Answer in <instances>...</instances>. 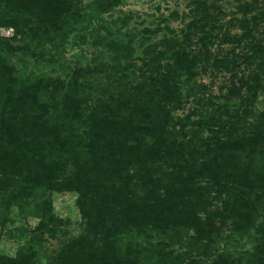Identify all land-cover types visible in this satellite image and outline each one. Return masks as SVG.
Returning a JSON list of instances; mask_svg holds the SVG:
<instances>
[{"label": "trees", "instance_id": "1", "mask_svg": "<svg viewBox=\"0 0 264 264\" xmlns=\"http://www.w3.org/2000/svg\"><path fill=\"white\" fill-rule=\"evenodd\" d=\"M0 1H4L0 27L11 28L14 34L29 28L41 37L39 31L48 34L46 29L56 28L61 17L63 26L91 17L90 13L80 15L72 0ZM260 1L264 0H253L251 9ZM111 2L93 0L94 18L114 6ZM237 2V11L246 17L248 8ZM189 5L193 8L183 16L190 21L182 43L190 44L198 32L200 45L204 40L206 46L229 42L213 34L222 27L203 31L206 24H215L223 16L215 4L191 0ZM237 22L244 33L232 42L236 46L247 42L251 55L242 60L261 71L264 35L255 39L252 30L257 23L264 24V13ZM110 36L100 38L96 46L105 47L114 72L121 59L128 60L121 75L137 70L139 81L130 90L122 86L117 99L98 102L90 109L82 98L87 84L80 80L92 69H74L66 88L29 74L19 81L2 55L14 48L0 42V235L4 232L18 244L13 255L0 253V264H36L42 230L53 236L58 227L49 201L54 191L76 193L84 220L82 234L64 245L56 264H196L189 257L195 249L206 250L212 234L220 231L218 221L230 222L242 234L253 228L257 244L246 256L250 264H264V107L260 112L252 110L258 91L264 95V79L256 72L251 80L241 78L236 89L228 90L230 100H247L251 107L213 109L208 141L199 139L198 146L180 142L187 123L170 116L182 103L174 79L179 73L187 75V83L194 78L197 55L180 47L177 40L164 38L144 48L145 56L136 68L129 59L132 41ZM208 53L205 49L206 60ZM233 53L234 49L213 66L228 71L237 57ZM203 105L214 107L211 100ZM196 113L197 109L191 115ZM212 191L227 194L223 209H208L210 201L217 199L209 200ZM10 208L38 219L36 228L31 233L22 228L5 231ZM153 234L161 240L149 241ZM140 235L145 236L143 243L134 239ZM175 245L185 250L168 253L167 248ZM239 262L218 257L212 264Z\"/></svg>", "mask_w": 264, "mask_h": 264}, {"label": "rangeland", "instance_id": "2", "mask_svg": "<svg viewBox=\"0 0 264 264\" xmlns=\"http://www.w3.org/2000/svg\"><path fill=\"white\" fill-rule=\"evenodd\" d=\"M92 1L72 0L80 15L90 13L92 18L85 17L77 23L70 21L68 26H63V18L61 17V22L56 28H53V30L46 29L48 34L41 29L39 31L43 34L41 37L29 32V28L19 29L14 34L13 29L0 27V42H8L14 48L13 52L4 51L2 55L12 67L13 75L19 78V81L29 74L36 78L52 80V83L60 82L62 87L66 88L69 84V76L74 69L90 68L92 72L89 73L88 77L80 80L81 83L87 84L82 98L87 101L86 105L90 109L95 107L98 102L103 103L105 100L117 99L122 91V86L130 90L139 81L137 70L134 73H132V69L126 70L123 73L126 77L121 75L122 67L127 65L128 60L121 59L115 66L117 71L112 70L111 57H108L105 47L96 46L95 44L100 38L107 37L108 33H111L110 37L116 41L127 42L131 40L133 51L129 59L135 64L136 68L140 67L141 60L145 56V47L151 44H159L164 38H168L177 40L180 47H186V51L197 55L194 60L196 63L194 78L187 83V75L179 73L180 75L175 76L174 79L181 94L182 103L180 108L170 113V116L175 122L187 123V128L183 132L184 137L179 138L180 142L185 141L187 143V141H191L193 145L198 146L199 139L208 141L210 138L208 126L211 123L208 119L213 115V109H219L218 107H223V105H226L230 110L238 107L240 109L251 107L250 102L247 100L244 102L240 99L230 100L227 96L228 90L236 89L241 78L251 80L256 72L260 74V78L264 79V75L261 74L264 72V59L259 60L261 71H258L255 65L250 66L242 60L243 57L251 55V51L247 48V42L236 46L232 41L235 36L244 33L241 24L237 21H242L244 18L258 17L259 12L264 13V1H260L258 6L252 10L250 5L253 0H241V3L248 8L246 17H244L237 11L238 0H208V3L215 4L218 7L217 9L222 11L223 16L217 18L215 24H206L203 31H209L214 26L222 27L220 31L213 32L218 37L229 39V42L222 46H206L205 40L200 45L196 40L200 36L199 32L191 37L190 44L181 42L183 34L187 31L186 25L190 21V17L183 19V16H188L193 8L189 5L191 0H112L113 3H111L114 6L103 10L105 12L96 16L98 19L94 18V10H90ZM3 2L0 1V13L3 11ZM216 11H213V13H216ZM35 26L31 27L34 28ZM97 31L98 35H95ZM151 32H154V34ZM261 33L264 35V24L257 23L252 30V34L255 39H261L263 38ZM205 49L209 51L208 60L205 59V54H203ZM233 49L235 52L233 58L235 55L237 57L233 59L234 62H231L232 58L228 59L231 62L228 71L213 66L215 60L223 59L227 54H232ZM198 51L201 52L198 53ZM162 63L165 64L166 61ZM94 68H97L98 71H94ZM114 73L115 78H112ZM160 75L157 77L158 79ZM249 83L252 84L250 81ZM18 87L20 85L17 83ZM63 88L58 95L64 92L65 89ZM243 90L242 94H245L246 89ZM191 92L192 94L186 97ZM200 99H202L201 104L197 103ZM208 100L214 103V107L203 105L205 102L208 103ZM253 105L254 109L252 110L258 112L263 110L264 95L259 91ZM195 109L198 110V113L191 115V112ZM187 117L188 120H186ZM248 121H251V119ZM179 128V126H176L175 130L179 131ZM81 132L82 130H79L78 133ZM223 139L225 140V138ZM68 160H70V157H68ZM204 184V182L201 183V185ZM215 192L212 191L209 195V200L217 197L216 200L210 201L208 207L210 211L211 209H223V201L226 199L227 194L225 192L220 194ZM76 200L77 194L74 192H51L49 196L50 209L51 214L58 220V227L53 236H50L46 229L42 230L41 249L36 255V264H56L57 257L64 245L82 234L84 220L76 206ZM9 220L11 222L9 221L6 224L5 229L8 232L13 231L14 228H22L31 233L39 223L38 219L20 214L17 208L9 209ZM218 226L220 231L212 234L206 250L202 248L195 249L189 258L194 259L196 264H212L218 257L238 260L240 261L238 264H250L246 253L252 252L257 244L254 229L251 228L248 234H242L236 231L230 222L221 225L218 221ZM134 239L143 243L145 236H135ZM160 240L161 238L155 236V234L149 238L152 243ZM17 246L18 244L13 240L6 238L4 232L1 233L0 253L13 255ZM184 250L185 248L181 249L177 245L167 248L168 253L172 252V255Z\"/></svg>", "mask_w": 264, "mask_h": 264}]
</instances>
